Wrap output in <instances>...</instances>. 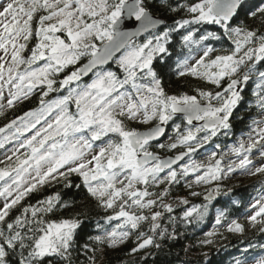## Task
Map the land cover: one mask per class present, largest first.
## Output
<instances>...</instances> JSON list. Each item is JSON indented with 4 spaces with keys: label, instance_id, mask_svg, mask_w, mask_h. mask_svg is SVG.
Masks as SVG:
<instances>
[{
    "label": "snow or ice",
    "instance_id": "obj_1",
    "mask_svg": "<svg viewBox=\"0 0 264 264\" xmlns=\"http://www.w3.org/2000/svg\"><path fill=\"white\" fill-rule=\"evenodd\" d=\"M156 5L183 15L169 23L153 13ZM165 75L196 78L215 89L169 94ZM250 81L255 99L248 110L257 114L245 136L229 144ZM25 102L36 106L7 118ZM0 117L7 120L0 126V264H95L97 251L132 237L129 254L159 248L157 239L176 238L177 218L168 217L169 232L157 210L173 212L164 202L173 185L183 182L189 195L203 196L205 203L179 217L199 224L213 200L232 193L223 180L264 174V3L0 0ZM177 149L174 156L160 154ZM201 150L206 163L195 159ZM53 182L86 192L105 213L100 234L89 236L91 245L77 242L79 214L57 217L72 203L59 192L22 203ZM194 184L210 186L199 192ZM259 192L246 219L264 234V187ZM178 202L189 203L185 197ZM226 219L223 208L204 245L214 243ZM226 228L245 231L237 219ZM256 248L261 251L250 260ZM233 264H264V243L249 244Z\"/></svg>",
    "mask_w": 264,
    "mask_h": 264
},
{
    "label": "trees",
    "instance_id": "obj_2",
    "mask_svg": "<svg viewBox=\"0 0 264 264\" xmlns=\"http://www.w3.org/2000/svg\"><path fill=\"white\" fill-rule=\"evenodd\" d=\"M170 2L175 5L177 3H189L191 0H170ZM248 3L259 6L264 3V0H248ZM252 10H255L253 8ZM155 15H158L165 19L167 22L171 23L172 19L180 18L183 13H165L160 5H156L152 9ZM241 19L246 20L249 25L253 24V20L248 17H244L243 12L241 13ZM259 23L258 21L256 22ZM217 47L220 45L213 41ZM164 87L169 94H182L187 93L189 95H196L195 89L204 88L215 89L213 85H207L203 81L192 78L183 77L177 79L174 75H165L164 77ZM255 88L254 83L251 81L245 86L242 93L244 100L240 103L235 111L233 117V132L235 135L229 139L227 142L230 144L236 143L237 138L245 134L248 131L247 125L250 123V118L255 116L256 110L253 108L248 110L249 101L254 102V97L252 95V90ZM35 102L18 106L8 111L7 118H14L15 115L22 114V111H27L31 107H35ZM243 116L245 119L243 121L237 119V117ZM7 120L5 117H0V126H3ZM180 123V120L176 121ZM168 130L171 131L170 124L168 125ZM170 133V132H169ZM167 138L162 139L165 142ZM220 140L223 142L224 137ZM166 143V142H165ZM179 149L173 150V152H161L162 156L176 155ZM71 179L74 182H79L77 177L72 176ZM225 189L231 188L232 193L229 196H219L212 201L209 205L208 216L205 217L202 223L196 224H186L179 220L183 211L191 206L192 204H202L205 203L203 196L193 197L189 195V189L185 188L183 182L180 185H173L170 194L167 196L168 201L165 203L171 204L173 207L172 213L164 212L163 209H157L162 212V218L159 221L162 227H166L169 232L173 231V225L169 223L168 217L175 216L177 218L176 225V238L175 239H157V243L160 244L159 248L150 246L149 248L142 249L135 254H129L130 249L134 246L130 238L129 242L121 245L118 249H105L104 251H97L94 255L96 257L95 264H233V257L239 256L242 249L248 247L249 244L264 243V234L259 233L256 229L249 227L246 215L248 212V206L251 202V198L256 195H260L259 189L261 185H249L245 187L237 186L235 183H229V181L221 182ZM46 185L42 189H38L37 192L30 194L26 197V200L22 203L31 201L35 203V198L51 195L53 193L59 192L62 200L70 201L71 207L67 210L57 213V217H69L79 214L80 219L83 221L82 226L78 229L77 242L82 245L88 243L91 245L89 236L100 234L98 228L99 224H104L102 217L105 215L102 209L96 207L95 202L87 197V193L75 188H65L63 183L58 185ZM207 185L206 187H209ZM205 186L196 189V191L203 192L206 188ZM179 197H185L188 200V205H183L178 202ZM233 201H238V204H233ZM223 208L228 209V219L223 221L224 227H217V231L220 235L212 237L214 240L212 245H204L202 241L209 239L205 234L209 231H213V225L215 223L216 214L219 210ZM231 219H237L239 223L244 225L245 231L242 234L229 233L227 231L226 225L231 221ZM115 224V222H113ZM145 231H147V225H142ZM261 250L259 248L251 250V260L256 256ZM207 254L205 256L204 254ZM93 253L89 252L88 256H92ZM87 256L81 255V260H86Z\"/></svg>",
    "mask_w": 264,
    "mask_h": 264
},
{
    "label": "rangeland",
    "instance_id": "obj_3",
    "mask_svg": "<svg viewBox=\"0 0 264 264\" xmlns=\"http://www.w3.org/2000/svg\"><path fill=\"white\" fill-rule=\"evenodd\" d=\"M244 89H245V86H244ZM244 89H243V91H244ZM5 95H7L6 92H5ZM170 127H171V122H170ZM171 132H172V129H171V131L168 130L169 134H171ZM241 136L242 135H240L239 137H241ZM165 142L168 143L169 141H167V139H166ZM9 147H11V146H9ZM3 151H4L3 149H0V158H2ZM195 159L197 160V162H205V163L207 162V156H206V154H203V150H201V154H198L195 156ZM226 159H227V157H226ZM226 180L229 181V183H235L237 186H241V187H245V186H249V185H255V184H258V185H261L262 187H264V185L261 184V181H264V174L257 175V176H247V175L234 174L231 178L225 179L223 181H226ZM0 186H2V182H0ZM203 186L206 187L207 185H195L194 184L193 189L196 190V189L203 187ZM163 187H164V185H161V188H163ZM151 190L158 191L159 189H151ZM255 198H257V197L254 196L251 199L254 200ZM167 199H168V197L165 198V201H168ZM169 202H171V201H169ZM0 203H2V198H0ZM119 247H116L114 249H118ZM114 249H112V250H114Z\"/></svg>",
    "mask_w": 264,
    "mask_h": 264
},
{
    "label": "bare ground",
    "instance_id": "obj_4",
    "mask_svg": "<svg viewBox=\"0 0 264 264\" xmlns=\"http://www.w3.org/2000/svg\"><path fill=\"white\" fill-rule=\"evenodd\" d=\"M256 197H258V195H256Z\"/></svg>",
    "mask_w": 264,
    "mask_h": 264
},
{
    "label": "water",
    "instance_id": "obj_5",
    "mask_svg": "<svg viewBox=\"0 0 264 264\" xmlns=\"http://www.w3.org/2000/svg\"><path fill=\"white\" fill-rule=\"evenodd\" d=\"M163 139V138H162Z\"/></svg>",
    "mask_w": 264,
    "mask_h": 264
}]
</instances>
